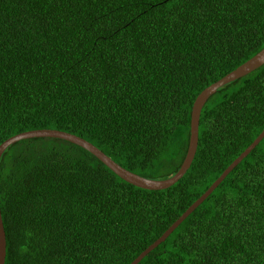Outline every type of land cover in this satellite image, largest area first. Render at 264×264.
<instances>
[{"label":"trees","instance_id":"trees-1","mask_svg":"<svg viewBox=\"0 0 264 264\" xmlns=\"http://www.w3.org/2000/svg\"><path fill=\"white\" fill-rule=\"evenodd\" d=\"M264 47V0H0V143L77 135L167 179L196 96ZM264 128V64L209 96L173 185L136 187L53 137L0 156L4 264H129ZM137 264H264V137Z\"/></svg>","mask_w":264,"mask_h":264},{"label":"water","instance_id":"water-1","mask_svg":"<svg viewBox=\"0 0 264 264\" xmlns=\"http://www.w3.org/2000/svg\"><path fill=\"white\" fill-rule=\"evenodd\" d=\"M263 64L264 47L255 55H253L250 59L240 64L235 69L228 72L226 75H224L217 81L205 87L196 96L190 111L189 140L185 157L177 172L167 179H149L142 177L116 163L113 159H111V157L106 155L103 151H101L89 141L72 133L56 129H33L12 135L9 138L5 139L2 143H0V156L6 147L22 139L35 137L60 138L86 149L87 151L92 153L97 159H99L104 165L111 169L117 176L136 187L147 190H160L168 188L184 175L194 158L198 143L199 117L201 109L209 98V96H211L216 91V89H218L222 85L236 80L242 76H245L246 74L255 70ZM263 137L264 128L257 135V137L222 171V173L212 182V184L190 206H188V208H186V210L153 243L148 245L129 264H137L147 253H149L152 249H154L161 242H163L173 232V230L207 198V196L218 186V184L225 178V176L259 143V141ZM5 250V232L0 212V264H4Z\"/></svg>","mask_w":264,"mask_h":264}]
</instances>
